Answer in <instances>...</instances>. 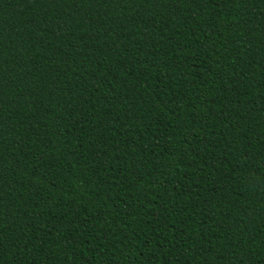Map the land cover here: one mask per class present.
I'll return each mask as SVG.
<instances>
[{
    "label": "trees",
    "instance_id": "16d2710c",
    "mask_svg": "<svg viewBox=\"0 0 264 264\" xmlns=\"http://www.w3.org/2000/svg\"><path fill=\"white\" fill-rule=\"evenodd\" d=\"M0 264H264V0H0Z\"/></svg>",
    "mask_w": 264,
    "mask_h": 264
}]
</instances>
